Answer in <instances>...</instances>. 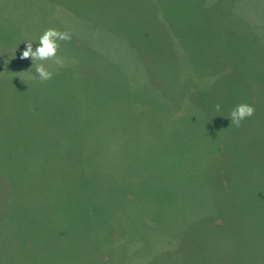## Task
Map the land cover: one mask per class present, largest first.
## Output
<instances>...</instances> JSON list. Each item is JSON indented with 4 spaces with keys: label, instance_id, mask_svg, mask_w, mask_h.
I'll list each match as a JSON object with an SVG mask.
<instances>
[{
    "label": "trees",
    "instance_id": "1",
    "mask_svg": "<svg viewBox=\"0 0 264 264\" xmlns=\"http://www.w3.org/2000/svg\"><path fill=\"white\" fill-rule=\"evenodd\" d=\"M130 4V0H121L122 7L127 10L123 13L129 18L133 12L150 18L153 10L158 8L152 0H135L133 9ZM4 15L0 10V20L5 18ZM4 35L0 29V213H5L0 218V243H11L12 237L24 238L31 243L33 252L38 253L32 256L29 264H93L99 251L104 252L105 246L116 243L118 238L113 232H140L137 228L146 225L153 226L156 231H161L163 226L173 229L174 217L163 223L165 208L162 202L174 197L170 203L182 200L192 211L198 207L192 203L193 198L200 202L203 198L204 205L211 208L210 213L189 214L188 221L176 228L179 233L176 238H180V229H184L176 250L180 262L204 264L203 259H208V253L215 249L214 241V245L220 242L222 246H231L227 264H264V117L251 116L264 113V69L247 72L235 85L243 100V116L252 127L248 131L240 128L235 135L229 129L222 134L221 121L207 120L218 129L222 138L217 143L220 148L210 147L211 142L205 140L197 149L201 136L196 134L194 127L187 125L191 121L189 110L194 107L210 114L215 111V103L210 109L209 103H203L201 99L209 97L213 76L226 72L229 67L199 77L193 73L198 85L200 80H208V87L191 85L189 79L185 80L187 87L182 89L179 97L167 96L153 81L150 85L138 83L132 89L124 85L126 107L123 108L116 107L115 101L104 102L103 94L97 92L100 83H88L85 88L87 105L85 99H81L85 95L82 91H75L70 86L61 89L53 78H49L51 75L41 82L7 75L11 61L3 49L10 40ZM112 78L114 82L122 79L120 75ZM150 86L154 89L149 90ZM212 89L214 93L218 90L217 87ZM243 92H246L245 100ZM155 95L161 96L165 103L150 101L149 96ZM132 102V111L138 108V122L142 123L148 117L149 123L156 124L159 117L154 120L148 116V108L152 104L161 106L160 111L153 106L151 109L161 112L159 126L164 127V133L157 136L151 131L139 133V140L144 143L150 135L153 139L150 144L155 148L150 154L152 179L146 185L143 179L138 182L135 176L125 182L132 174L124 172L127 153L120 151L117 156L116 149H108L118 144L117 140L111 141V135L116 136L115 130L125 122L122 117L129 119L125 114H130ZM44 105H54L57 109L53 107V110L40 112L39 106ZM162 105H170V111ZM174 106H180L182 115L185 112L188 116L173 114L171 119ZM98 107L105 114L97 116ZM87 111H91L88 123ZM257 118L258 124L254 125L253 120ZM88 131L93 138L102 134L110 140L102 144L92 140L95 144H91L89 152L86 142L81 145L77 153L82 165L70 168V151L74 154L78 149L75 144L67 147L61 158L50 163H34L36 158L30 150L35 143L43 145L44 135L57 136L59 133L62 141L73 138L75 143V135L80 134L81 141ZM103 157L108 165L101 170V175L94 171L89 174V159L93 163ZM59 159L62 160L59 162ZM66 162L67 165L62 164ZM69 176L80 182L73 190L68 188ZM130 186L137 188L126 193ZM142 191L144 195L138 199L137 195ZM35 192L43 193L47 199L39 201ZM24 210L27 229L21 231L20 219L13 218L18 211L23 214ZM127 225L133 229H126ZM131 236L135 235H128ZM3 253L0 250V260H7L9 256V261L4 264H26L15 250H10L8 255ZM215 264H219L218 259Z\"/></svg>",
    "mask_w": 264,
    "mask_h": 264
},
{
    "label": "rangeland",
    "instance_id": "2",
    "mask_svg": "<svg viewBox=\"0 0 264 264\" xmlns=\"http://www.w3.org/2000/svg\"><path fill=\"white\" fill-rule=\"evenodd\" d=\"M130 1V8L133 9L136 6L135 0ZM152 1L158 8L153 10L150 18L149 15L146 18L136 12L129 18L123 13L127 10L122 7L121 0H0L1 13L5 14V18L0 20V29L5 33L4 38L10 40L3 49L11 61L7 75L20 76V80L30 82L47 81V77L51 75L49 78H53L61 89L65 90L66 86H70L84 94L86 84L100 83V86L97 85V92L103 94L101 98H104V102L115 101L116 107L123 108L126 107L124 85L132 89L138 83L150 85L153 81L167 96L179 97L182 89L187 87L185 80L189 79L191 85L194 83L198 87H208V80H200L198 85L193 73L199 77L229 67L226 72H219L210 80L211 89L207 88L209 97L203 100L200 98L203 103H209L210 109H213L215 103V111L210 114L193 107L189 110L191 121L187 124L194 127L196 134L201 136L197 149L205 140L211 142L210 147L216 146V150L219 149L217 143L222 138L216 126L207 120L221 121L222 134L229 129L235 135L240 128L248 131L252 127L248 118L243 116V100L235 90V85L237 79L244 77L247 72L264 69V0ZM227 17L231 20H220ZM52 70L53 74L50 73ZM119 75L122 78L120 82H114L112 77L115 76L116 79ZM214 87L218 88L216 93L213 92ZM89 89L91 90V84ZM152 89L154 88L150 86L149 90ZM242 95L243 99L246 98V92ZM149 97L150 101L165 103L159 95ZM81 99H85V103L89 105L86 94ZM138 100L140 102V98ZM151 106L160 111L161 106ZM151 106L147 115L154 120L159 117L156 124L149 123L148 117H145L147 122H138V108L132 111V102L130 114H125L129 119L122 117L125 122L115 130L116 136L111 135V141L117 140L118 144L108 149H116L117 156L120 151L127 153L124 172L132 173L126 177L127 183L134 176L138 182L143 179L145 185L152 179L150 154L155 148L150 142L153 139L149 135L145 143L140 142L139 133L145 130V133L151 131L154 136L162 135L164 127L159 126L161 112L151 109ZM53 107L56 108L54 105L39 106V110H53ZM162 107L167 108V112L171 109L170 105ZM257 108L261 109L259 106ZM98 109L97 116L105 114L100 107ZM172 110L174 113L171 114V119L174 116H188L185 112L182 115L180 106H174ZM90 112L87 111L86 114L87 123ZM143 115L145 116V112ZM257 115L264 117V113L261 116H251ZM202 118L203 121H200ZM140 124L145 127H139ZM253 124H258V118L253 120ZM71 128L75 129L74 122ZM75 138L74 143L73 138L68 142L62 141L59 133L57 136L44 135L43 145L35 143L30 150L36 158L34 163H50L55 158H61L65 155L63 151L75 144L78 149H75L74 154L70 151V168L80 166L82 160L77 152L81 150V145L86 142L89 152L91 144H95L92 140L101 144L110 140L102 134L93 138L89 131L81 141L80 134L78 137L75 135ZM89 163V174L94 171L98 176L108 165L105 157L93 163L89 159ZM78 183L80 184L73 176H69L68 188L73 190V186ZM135 188L137 187L130 186L126 193ZM183 189H186L184 184ZM34 195L42 202L47 199L43 193L39 195V192H35ZM143 195L142 191L137 198L140 199ZM183 195L182 192L181 196ZM150 196L153 197L152 194ZM173 198L162 202L165 208L162 213L165 217L163 223L172 221L171 218L174 217L175 220L171 222L173 229L163 226L161 231H156L153 226L146 225L142 229L137 228L140 232H113V236L118 238L116 243L105 246L104 252L99 251L94 256L93 264H184L180 262L176 251L184 229H180V238H176L179 236L176 228L188 221L189 214H209L211 208L204 205L203 198H200L202 202L193 198L192 203L198 207L191 211L187 202H181L182 200L170 203ZM4 215V211L1 212L0 218ZM17 217L20 219L21 231L26 230V211L23 214L18 211L13 219ZM125 228L133 229L129 225ZM47 238L45 236L46 240ZM10 241L11 243H0V250L7 255L10 250L17 251L26 264L38 253L33 252V246L24 238L19 240L12 237ZM216 243L218 245L212 242L215 249L208 253V259H203L204 264H215L217 259L219 264H227L231 246ZM5 261H9V256L7 260L2 258L0 264Z\"/></svg>",
    "mask_w": 264,
    "mask_h": 264
},
{
    "label": "crops",
    "instance_id": "3",
    "mask_svg": "<svg viewBox=\"0 0 264 264\" xmlns=\"http://www.w3.org/2000/svg\"><path fill=\"white\" fill-rule=\"evenodd\" d=\"M220 20H231V18L227 17V18H223V19H220Z\"/></svg>",
    "mask_w": 264,
    "mask_h": 264
}]
</instances>
